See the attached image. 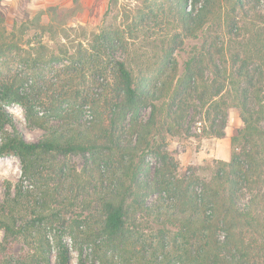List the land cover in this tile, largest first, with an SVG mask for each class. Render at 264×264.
Masks as SVG:
<instances>
[{"label":"trees","instance_id":"1","mask_svg":"<svg viewBox=\"0 0 264 264\" xmlns=\"http://www.w3.org/2000/svg\"><path fill=\"white\" fill-rule=\"evenodd\" d=\"M115 3L108 1L104 17ZM142 3L135 31L150 21L177 26L136 68L117 26L100 27L90 56L69 40L78 0L10 30L0 15V158L20 164L18 182L6 181L0 200V264H70L71 251L76 264H264V30L250 19L238 32L230 14L249 19L242 0ZM260 6L254 0L252 18ZM216 23L235 37L230 65L223 42L202 34ZM29 31L55 47L29 39ZM200 35V46L184 48L185 38ZM118 52L124 58H114ZM56 64L58 98L47 94L53 84L45 72ZM11 104L43 131L39 140L16 131ZM229 108L243 123L230 138L229 160H216L208 179L178 174L167 136L188 135L198 115L202 137L223 138ZM71 155L87 157L80 169L68 164ZM148 157L157 162L152 170Z\"/></svg>","mask_w":264,"mask_h":264},{"label":"rangeland","instance_id":"2","mask_svg":"<svg viewBox=\"0 0 264 264\" xmlns=\"http://www.w3.org/2000/svg\"><path fill=\"white\" fill-rule=\"evenodd\" d=\"M109 0H78L80 11L74 16L68 19L66 26V33L69 36V40L76 39L80 41L82 51L87 53V56L93 55L92 52V36L96 35L102 25H108L110 27L117 26L124 35L125 46H127V59L131 62L133 68L144 63L146 59H151L155 54H158L159 39L162 36H168L174 31L177 25L169 29L171 26L166 25L164 22L161 26H153V22L150 21L148 27L139 28L137 31L133 29L137 23L138 9L146 10L142 0H116V5L112 6L107 15L104 14L108 8ZM243 7L249 19H240L241 13L237 10L230 14L233 20L237 21L239 29H244L247 22L252 20V23L259 26L264 30V1L260 0L261 6L259 7L260 16L252 18L254 15L250 12L251 6L254 4V0H242ZM72 0H0V15L4 18L5 24L8 30L12 28L13 24H19L29 18H31L37 11L44 10L48 6H58L60 8L70 7ZM189 9V6L187 7ZM230 11V6L224 3V9L222 13ZM42 23H47L48 19L46 15H43ZM173 22V21H172ZM175 22V21H174ZM175 24V23H173ZM218 24V23H216ZM241 27V28H239ZM207 33V35H206ZM204 36L219 38L220 42L225 45V54L228 64H231L230 54L235 51V37L227 33L226 27L222 24L208 25L203 31ZM39 34L29 31L26 37L34 39L35 41L41 40L47 47L54 48V41L48 35L40 36ZM203 37L197 40L184 39V48L190 49L192 45L200 46L203 42ZM56 41L66 43L69 45L67 39H60ZM77 45V44H76ZM95 46V45H94ZM77 47V46H76ZM72 50V49H71ZM104 56L105 62L112 63L113 58ZM13 57V54L12 56ZM185 57V56H184ZM116 59L124 58L123 52L116 53ZM2 58H0V63ZM181 60V59H180ZM146 62V61H145ZM66 63V62H65ZM228 65V66H229ZM51 69L47 68L46 75L48 76L49 83L53 84L52 89L47 94L54 93V98H58V92L60 84L59 70L62 68L61 64L51 65ZM50 67V66H49ZM235 69L232 67V70ZM208 75V73H206ZM244 86V85H242ZM261 88L264 92V83H261ZM98 88H94L96 91ZM10 113L13 126L16 131L22 133L27 140L37 141L42 135L43 131L32 127L28 124L23 108L18 104H11L6 108ZM226 126L224 128L223 138H204L200 135V131L204 126L200 117L197 115L194 121L190 125V133L188 135L180 136H167L166 149L171 153L174 159L178 163V174H188L191 171L199 174L202 177L208 179L210 177V168L216 160L228 161L231 153L230 138L238 130L243 127V123L239 116V109L229 108ZM191 114V113H190ZM144 118L148 115V109L142 112ZM84 119L88 120L89 115H85ZM52 124H57V121H51ZM6 128L11 131L10 126ZM87 157L82 155H71L67 157V162L75 169H80ZM150 170L157 163L154 158L148 157L146 159ZM20 178V164L19 160L15 156H8L0 158V200L4 194V184L6 181L12 185L16 184ZM149 202L155 200V195H151L147 198ZM69 242V239H66ZM20 245L16 244L15 249H19ZM54 254V253H53ZM53 258V257H52ZM91 260H88L87 264H91ZM70 264H76V253L71 251Z\"/></svg>","mask_w":264,"mask_h":264}]
</instances>
